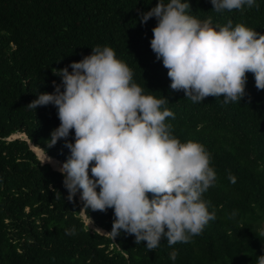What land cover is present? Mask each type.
Instances as JSON below:
<instances>
[{
  "label": "trees",
  "instance_id": "obj_1",
  "mask_svg": "<svg viewBox=\"0 0 264 264\" xmlns=\"http://www.w3.org/2000/svg\"><path fill=\"white\" fill-rule=\"evenodd\" d=\"M156 2L0 0V264H257L264 255V90H257L254 75L246 73L239 103L211 96L194 103L182 90L173 91L168 70L150 47L156 19L142 25L139 18ZM188 3L200 20L211 16L218 25L231 20L233 27L244 24L264 34V0H255L258 9L245 6L243 12H215L210 0ZM97 45L113 48L139 86L168 98L163 107L174 119L165 123L176 138L199 142L211 153L216 185L203 199L210 201L216 219L190 243L169 247L164 239L149 252L133 235L121 232L113 239L112 209L85 210L79 193L67 200L63 176L52 166L59 168L69 150L63 140L47 146L60 124L56 108L26 105L38 93H52L53 81L61 82L52 69L81 60ZM10 134L25 138H7ZM73 136L74 130L70 141ZM44 151L51 163H41ZM72 226L76 234L66 235ZM173 248L179 253L175 262L169 258Z\"/></svg>",
  "mask_w": 264,
  "mask_h": 264
},
{
  "label": "clouds",
  "instance_id": "obj_2",
  "mask_svg": "<svg viewBox=\"0 0 264 264\" xmlns=\"http://www.w3.org/2000/svg\"><path fill=\"white\" fill-rule=\"evenodd\" d=\"M210 2L215 12L259 8L255 0ZM139 18L142 25L156 19L150 47L168 70L170 88L182 90L185 98L239 103L246 73L254 75L257 90H264V34L244 24L233 27L231 20L225 25L214 24L211 16L200 20L191 14L188 0H157ZM52 74L61 78L59 84L52 82L54 91L38 93L26 107L56 108L60 124L50 132L47 146L63 140L69 150L57 169L69 202L79 193L85 210L112 209L113 239L121 232L133 235L135 244L146 242L149 252L164 239L169 247L190 243L216 219L208 210L210 201L203 199L216 185L211 153L199 142L182 143L172 134L165 121L174 113L163 107L168 98L135 83L133 70L113 48L94 46L90 55ZM51 161L44 151L42 164ZM228 179L236 182L231 173ZM65 234L75 235V226ZM178 254L173 248L169 258L175 262ZM257 264H264V255Z\"/></svg>",
  "mask_w": 264,
  "mask_h": 264
},
{
  "label": "rangeland",
  "instance_id": "obj_3",
  "mask_svg": "<svg viewBox=\"0 0 264 264\" xmlns=\"http://www.w3.org/2000/svg\"><path fill=\"white\" fill-rule=\"evenodd\" d=\"M19 136V135H18ZM9 137H16V136H13L12 134H10L7 138H9ZM29 148L31 149V147L29 146ZM32 150V149H31ZM33 151V150H32ZM35 154V153H34ZM37 157V156H36ZM42 161H43V159H41ZM49 163V162H48ZM55 168H58V166H54ZM83 213H82V209L80 208V210H79V216H80V218H81V220H83L84 218H83ZM97 227H95V228H92L91 230H95Z\"/></svg>",
  "mask_w": 264,
  "mask_h": 264
},
{
  "label": "bare ground",
  "instance_id": "obj_4",
  "mask_svg": "<svg viewBox=\"0 0 264 264\" xmlns=\"http://www.w3.org/2000/svg\"><path fill=\"white\" fill-rule=\"evenodd\" d=\"M52 165V164H51ZM53 167V166H52ZM54 169H58V168H55V167H53ZM83 216V218H84V220L86 221V218L87 217H85L84 215H82ZM87 222V221H86Z\"/></svg>",
  "mask_w": 264,
  "mask_h": 264
},
{
  "label": "water",
  "instance_id": "obj_5",
  "mask_svg": "<svg viewBox=\"0 0 264 264\" xmlns=\"http://www.w3.org/2000/svg\"><path fill=\"white\" fill-rule=\"evenodd\" d=\"M23 135V134H22ZM19 136V137H21V138H25L24 136ZM41 162V161H40ZM42 163V162H41ZM45 163H47V162H45ZM53 168V167H52ZM54 169V168H53ZM57 170V169H56ZM96 231H98V230H96ZM98 232H100V231H98Z\"/></svg>",
  "mask_w": 264,
  "mask_h": 264
}]
</instances>
